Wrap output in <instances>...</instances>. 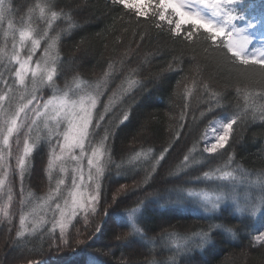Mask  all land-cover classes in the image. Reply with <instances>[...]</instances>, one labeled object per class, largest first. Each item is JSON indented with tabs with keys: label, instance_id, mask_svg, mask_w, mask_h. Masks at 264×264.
Segmentation results:
<instances>
[{
	"label": "trees",
	"instance_id": "obj_1",
	"mask_svg": "<svg viewBox=\"0 0 264 264\" xmlns=\"http://www.w3.org/2000/svg\"><path fill=\"white\" fill-rule=\"evenodd\" d=\"M32 2L15 0L17 7ZM56 4L72 17L74 24L61 35L59 57L64 72L56 84L60 89L66 84L74 89L72 81L76 76L91 88L99 87L93 122L99 120L100 128L96 129L95 140L99 141L105 129L114 133L106 142L109 150L101 181L103 195L110 204L116 190L128 186L130 190L122 194L118 211L139 204L137 225L142 234H133L118 243L114 233L131 232L126 215H120L106 221L101 234L92 240V218L85 226L80 214L67 229L69 243L57 246L54 238L58 237V225L53 232L54 222L42 224L43 218L31 217L30 211L33 203L46 196L56 180L61 179L57 171L49 179L50 145L42 140L33 151L31 167L23 181V211L29 214V221L40 220H37L40 226L30 235H15L21 209L17 176L11 185V223L0 215V264H89L92 256L100 264H260L264 248L258 243L250 245V240L264 229V210L252 216L226 202L219 210L207 213L191 200L171 203L175 196L170 191L210 190L218 182L204 180L203 173L222 167L228 155H233L235 163L247 172L264 173V121L258 117L251 119V108L247 109L243 123L234 125L236 140L232 143L230 139L232 147L227 153L221 157L202 151L204 133L214 118L245 110L244 97L248 94H252L256 107L264 104L259 73L249 70V76L244 77L226 61L209 59L212 52L203 35L198 32L191 41H185V32L192 29L183 24L180 37L175 38L169 32L175 23L170 26L167 21L161 22L158 16L151 15V9L148 16L138 17L134 10L113 9L111 0H56ZM238 8L246 17L258 15L264 10V0H244ZM67 24L68 21L58 22L56 30L66 28ZM40 27L43 29L44 25ZM0 34L3 36L2 30ZM10 45L9 41V49ZM3 46L4 41L0 40V47ZM43 47L42 42L38 52ZM169 65L171 70H167ZM0 67L1 71V63ZM9 68L2 75H6L11 85ZM106 72L109 75L105 82ZM158 73L162 75L156 79ZM130 81L140 83L129 89ZM47 94H53L52 90L48 89ZM42 97L45 99L44 94ZM125 112L130 113L129 119L120 123ZM101 115L103 120L99 119ZM52 144L55 145V140ZM165 149L168 151L164 152ZM162 152L164 158L153 172L152 166ZM137 153L141 155L136 157ZM185 155L199 162L185 169L182 166ZM149 173L145 184L144 177ZM195 177L202 179L189 183ZM137 182L140 187H133ZM6 201L7 196L0 194V207ZM102 216L101 210L96 223L101 222ZM201 232H208L210 240L199 247L196 234ZM186 240L191 249L187 252L178 247Z\"/></svg>",
	"mask_w": 264,
	"mask_h": 264
},
{
	"label": "snow or ice",
	"instance_id": "obj_2",
	"mask_svg": "<svg viewBox=\"0 0 264 264\" xmlns=\"http://www.w3.org/2000/svg\"><path fill=\"white\" fill-rule=\"evenodd\" d=\"M243 3L244 0H143V2L111 0V7L134 10L138 17L148 16L151 9V15L158 16L161 22L167 21L170 26L175 23V27L169 28L170 34L175 38L180 37L182 25L188 24L192 30L185 32L183 36L185 41H191L192 37L199 32L204 36V42L208 48L211 49L212 56L209 59L219 58L226 61L244 77L249 76V70H254L259 73L261 84L264 86V43L261 47H254L253 42L256 36L251 31L256 28L259 21L246 17L239 10L238 5ZM61 21H68L67 27L57 31L56 25ZM41 24L44 25L43 29L40 27ZM73 27L72 17L62 8L58 9L56 0H34L21 7H17L15 0H0V30L4 36V47H0V61L6 60V66H11L9 72L12 80L10 85L8 80L3 79L0 74V85H2L0 86V194L7 196L6 203L0 207V215L11 223L12 214L9 212V205L13 202L11 185L14 183V178L18 176L21 188L19 201L21 209L19 228L15 235L16 237L30 235L40 226L35 219L29 221V214L23 211L25 206L23 181L31 167L30 158L33 151L43 140L50 145L47 159L49 179L52 178L53 170L58 171L62 176H67L69 171L71 174V186L64 199V206L55 204V211L59 213V220L53 226V232H55L58 225V237L54 238L58 241L57 246L69 243L67 229L73 219L80 214L85 226L89 224L90 217L92 218L91 223L94 225V233L90 237L92 240L101 234L106 221L114 216L126 215L131 224V232L113 234L114 239L120 243L124 242L128 236L142 234L141 228L137 225L140 205L118 211L122 194L130 190L128 186L118 188L112 195L110 204L103 195L101 181L108 162L106 153L109 150L106 142L114 133L105 129V134L99 141L95 140L98 135L96 129L100 128L99 120L93 122L99 87L90 90L91 86L79 81L76 76L72 81L75 84L74 89L68 84L64 89H60L56 84L64 72L59 57L61 35ZM261 41L264 42V35H261ZM42 42L43 56L34 61L33 56L42 46ZM167 70H171V65ZM108 75L107 72L104 74L105 82ZM160 75L162 73H158L155 78L159 79ZM139 83V81H130L129 89ZM14 87L25 89L28 95L17 101L13 92ZM44 88L51 89L53 93L46 100L37 95ZM244 100L245 110L228 116L226 120L211 122L213 126L206 129L203 136L205 145L203 152L214 153L221 157L227 153L236 140L237 133L234 125L238 122L243 123L248 108H251V119L255 120L258 117L264 121V104L256 107L252 94L245 95ZM107 110L106 106L105 111ZM209 111L212 109L210 108ZM129 115V112H125L120 123L128 120ZM99 119L103 120V115ZM41 120L43 135L41 131H37L38 121ZM53 140L55 145L52 144ZM86 146L91 149L90 154L86 153ZM167 151L168 149L164 150V152ZM164 152L153 164V172L156 170V165L164 158ZM140 155L141 153H137L136 157ZM85 156H87L88 167L87 181L89 183L87 184L83 168ZM13 159L14 164L11 163ZM69 161L74 163L70 170L66 167ZM198 162L190 155H185L182 166L186 169ZM179 170L178 168L177 171ZM150 176L151 173L146 175L143 183L146 184ZM250 176L251 173L235 163L233 155H228L222 167L211 173H203L204 180L218 182L210 190L174 188L170 190L175 196L171 203L182 204L191 200L204 212L212 213L219 210L226 202H231L238 211L256 216L264 210V173L259 174L256 180L249 179ZM201 179V177H195L188 181L194 183ZM241 184H254L260 195L246 194L241 200L237 187ZM62 185H65L64 178L56 180L55 187L43 199L42 205L54 198L59 199ZM89 187L91 191H88ZM133 187H140V183L137 182ZM149 195H156V193ZM102 200L107 207L101 203ZM101 210L103 211L101 222L96 223L95 218ZM35 211L34 208L33 214ZM212 227L218 228L220 225ZM228 231L231 232V229ZM172 235L175 236V234ZM196 236L200 240L199 247L210 240L208 232L197 233ZM78 243L83 244L84 241H78ZM253 243H258L264 248V229L259 230V233L250 240V245ZM178 247L185 252L191 250L187 240ZM89 264H100V261L92 256L89 257ZM260 264H264V259H261Z\"/></svg>",
	"mask_w": 264,
	"mask_h": 264
},
{
	"label": "rangeland",
	"instance_id": "obj_3",
	"mask_svg": "<svg viewBox=\"0 0 264 264\" xmlns=\"http://www.w3.org/2000/svg\"><path fill=\"white\" fill-rule=\"evenodd\" d=\"M139 2H143V0H139ZM248 18L259 21V23L257 24L256 28L255 29H252L251 31L256 36V39L253 42V46L254 47H261L262 46V43H264V42L261 41V35H264V10H260V12H259L258 15L249 16ZM3 37L4 36H2L0 34V40H3L4 41V38ZM10 47H11V45H10ZM42 56H43V49H41L39 52H38V49H37L36 53L33 56V60L34 61L35 60H38ZM0 63L3 66V69L0 71V74H2L5 70L7 72L8 71V68L10 67V65L9 66H6V64H7L6 60L5 61H0ZM5 76L6 75H2L3 79H6ZM93 89H95V88H91V90H93ZM47 91H48V88H44L41 92L37 93V95L40 96V97H42L43 94H44L45 95V100H46L48 97H50L52 95V94L51 95L50 94H47ZM13 92L15 94V97H16V100L17 101H20L22 97L28 95V93L25 91V89H23L21 87H14L13 88ZM29 115H31V113H29ZM227 118H228L227 115H223L221 117L214 118L212 121L226 120ZM211 122L208 125L207 129H210L213 126L211 124ZM41 130H43V122H42V120L41 121H38V126H37V131H41ZM53 142H54V140H53ZM202 143H203V140H202ZM203 145H204V143H203ZM204 147H205V145H204ZM90 151H91V149L86 146V153L90 154L89 153ZM84 164H87V159L83 160L85 183L87 184V183H89L87 181L88 167H85ZM73 166H74V164L71 161L67 162V164H66V167L69 168V170ZM53 171H56V170H53ZM57 173H58V171H57ZM258 176L259 175H256V174H252L251 173V176L249 177V179L256 180L258 178ZM59 177L65 179V185H62L61 186V192L59 194L60 198L59 199H55L54 198L52 201H49L47 204H43L42 205L43 199H45L49 195V193H50L49 192L46 196H43V197L39 198L36 203H33V205L30 208L31 217H35L36 216L37 218H40V217L43 218L42 221H40V220L37 219L42 224H44L46 222H50L53 225V222H54V224H56V221L59 220V213L55 211V204L56 203H59L61 205V207L64 206V199L67 197L68 190H69V188L71 186V174H70V171H69V174L67 176H62L61 174H59ZM67 179H69L70 181H67L66 182ZM237 187H238V191H239L241 200H243V198H244V196L246 194L247 195H252V196H257L259 194V190H258V188L254 184L253 185H249L248 184V187H246L245 184H241V185H238ZM34 208H35L36 211L33 214V209ZM50 219H52V220L50 221Z\"/></svg>",
	"mask_w": 264,
	"mask_h": 264
}]
</instances>
